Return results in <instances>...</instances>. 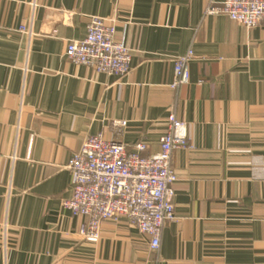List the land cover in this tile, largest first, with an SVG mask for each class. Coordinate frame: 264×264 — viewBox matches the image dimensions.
<instances>
[{
	"label": "crops",
	"instance_id": "1",
	"mask_svg": "<svg viewBox=\"0 0 264 264\" xmlns=\"http://www.w3.org/2000/svg\"><path fill=\"white\" fill-rule=\"evenodd\" d=\"M210 1L224 0H0V264H264V27L204 18ZM91 17L131 49L126 77L66 59ZM173 106L191 148L173 156L176 219L159 252L125 218L83 241L86 219L63 206L70 159L88 135L117 140L114 120L128 121V150L144 140L157 154Z\"/></svg>",
	"mask_w": 264,
	"mask_h": 264
},
{
	"label": "built area",
	"instance_id": "2",
	"mask_svg": "<svg viewBox=\"0 0 264 264\" xmlns=\"http://www.w3.org/2000/svg\"><path fill=\"white\" fill-rule=\"evenodd\" d=\"M215 16H225L249 30L264 27V0H224L219 4L210 1L204 18ZM116 34L113 20L91 17L86 37L68 44L66 59L96 73L119 79L126 77L131 72L132 51ZM194 59L192 48L174 58V80L170 85L173 90L190 83L189 67ZM127 126L125 120L112 122L117 140L106 139L103 133L84 139L67 165L74 191L63 206L73 215L86 219L79 229V236L85 242L100 241L104 222L118 223L125 218L149 237V249L158 253L164 227L176 219L174 185L178 177L173 156L178 149L191 148L189 127L177 117L173 106L159 152L146 156V141L141 140L128 150L118 140Z\"/></svg>",
	"mask_w": 264,
	"mask_h": 264
}]
</instances>
